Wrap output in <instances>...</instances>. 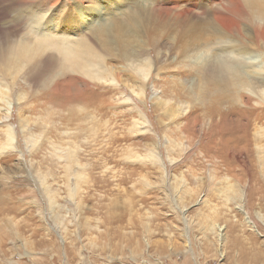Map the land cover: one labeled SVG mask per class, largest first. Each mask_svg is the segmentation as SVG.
<instances>
[{"label":"rangeland","instance_id":"obj_1","mask_svg":"<svg viewBox=\"0 0 264 264\" xmlns=\"http://www.w3.org/2000/svg\"><path fill=\"white\" fill-rule=\"evenodd\" d=\"M106 4L118 14L122 9H136V4H158L171 7L173 18L178 10L186 11L193 20L213 21L217 26L231 27L237 21L238 28L250 37V51L256 56L249 61L264 66V51L253 46L255 20L242 0H57L54 12L80 9L85 19L80 27L86 31L89 19L92 24L98 20L105 24ZM215 12L221 15L217 17ZM18 27L14 24L11 30ZM163 50L159 62L154 50L146 55L153 67L141 97L136 94L140 84L136 75L122 76L115 69L123 80L117 84L119 91L78 75L88 88L101 94L95 103L102 98L108 102L100 103L102 107L96 110L90 107L95 114L86 120L66 122L64 109L58 113L56 106L42 105L41 98L33 113L23 110V117L42 122L43 108L55 109L50 118L43 119L51 129H45L36 150L29 151L21 139L15 100L9 123L20 137L23 153H10L0 163V173L11 180L8 187L0 186V193L12 207L0 210V264H264V172L253 141L256 128L264 129V117L259 118L264 115V104L256 101L254 89L241 90L245 117L241 123L249 124L248 151L222 152L221 138L215 136L209 142L210 134L203 132L215 122L204 115L200 100L194 99L200 81L188 73L192 64L184 66L178 51ZM8 85L13 94L26 87L21 77ZM164 100L179 107V118L162 117L155 102ZM190 102L200 121L194 128L195 138L183 142L184 150L178 153L177 147L167 148L166 138L177 137ZM223 105L219 110L227 109ZM138 113L145 122L143 130L135 133L132 122L139 118ZM91 124L95 132L90 130ZM61 139L75 140L78 159L89 178L72 199L67 197L60 164L50 155V145ZM149 149L156 156V165L126 156L137 153L143 157ZM31 169L47 176V185L55 192L52 202L41 187L34 189ZM225 177L238 189L234 199L227 200L218 191L224 190Z\"/></svg>","mask_w":264,"mask_h":264},{"label":"bare ground","instance_id":"obj_2","mask_svg":"<svg viewBox=\"0 0 264 264\" xmlns=\"http://www.w3.org/2000/svg\"><path fill=\"white\" fill-rule=\"evenodd\" d=\"M242 1L251 10L255 20L253 21V46L264 51V0ZM1 3L0 163L6 162L3 159L7 157L4 156L13 152H22L20 137L15 127L9 123L15 100L19 103L18 127L23 129L21 139L29 151L36 150L40 145L39 140L43 141L40 137L45 135V129L46 131L51 129V127L46 128L47 124L45 125L43 119L46 120L55 109L46 105L43 108L44 114L40 117L42 122L23 117V110L33 113L38 106L35 105L36 101L41 98L39 101L42 105H54L58 108L56 110L58 113L61 108L64 109L67 114L66 122L70 119L86 120L89 114H95L88 110L90 107L96 110L102 107L100 103L105 105L108 102L107 99L102 98L99 104L95 103L101 94H96L88 88L87 82H82L78 75L93 83L110 84L112 88L119 91L120 87L117 84H122L123 80L115 69H118L122 76H127L128 73L136 75L140 80L139 86L136 87V94L141 97L143 85L149 79L153 67L152 61L146 55L149 50H154L157 54L154 59L159 62L160 54L165 51L163 50L165 47L178 51L181 55L179 61L184 62V66L191 63L192 66L189 65V67L192 71L189 70L188 73L196 75L200 81L194 99L200 100L203 104L201 110L205 111L204 115H208L212 122H215L212 127L209 126L208 130L203 131L205 134H210L209 142L214 140L215 136H219L222 140L219 149H222V152H232V155H236L241 148L248 151L249 124L241 123L245 117L242 116L241 107L243 106L240 105L243 93L240 92L243 89L249 88L252 91L254 89L256 101L264 104V66L260 62L249 61L256 56L250 51V37L243 32V29L238 28L237 21L231 27H224L221 24L217 26L213 21L193 20L186 16V11L178 10H175L173 18L170 17L171 7L158 4L147 6L136 4V9L132 11L122 9L118 14L115 9L110 11V5L106 4L104 6V13L107 14L105 24L103 25L101 20L92 24L94 21L89 19L90 21L87 20L86 24L91 23V25L86 26L87 30L83 31L80 25L85 19L81 18L80 9L79 12L70 10L63 13L60 10L64 8H60L54 12L57 0L55 2L52 0H2ZM118 8L121 9L120 6ZM68 13L69 16L65 18L64 14ZM214 14L217 17L221 15L218 12ZM216 20L221 22L219 18ZM14 24L19 27L12 31L11 27ZM118 62L125 67L116 66L115 63ZM19 77L22 78L26 87L18 88L13 94L14 92L10 91L11 85L8 84H15ZM192 102L188 103L191 109L184 116V123H179L177 137L166 138L167 148L172 150L173 147H177L178 153L184 150L183 142L190 143V139L195 135V125L200 121V115L195 113L198 110L194 111ZM155 103L162 117L179 118L181 113L179 107L169 104L167 100ZM222 105H226L227 109L219 110ZM138 114L139 118L132 122V131L135 133L143 130L142 124L145 122L142 115ZM215 116H217L216 120ZM263 117L261 113L259 118ZM90 130L95 132L93 124ZM263 140L264 129L260 126L253 133V141L258 155L257 160L264 172ZM50 146L51 157L55 158L62 169L67 197L70 199L78 197L81 185L88 183L89 178L87 179L84 164L82 165L78 159V146L75 140L61 139L58 144L52 143ZM126 154L127 157H134V160L147 159L154 165L157 163L152 149H149L143 157L137 153ZM224 162L228 166L229 163ZM30 171L34 172L31 179L34 189L37 191V187H41L47 201L52 202L55 192L53 193L47 185V176L35 169ZM9 178L10 176L5 175L4 172L0 173V186L8 187V182L11 181ZM188 189L191 191L190 188ZM218 191L220 194L223 193L227 200L236 198L238 193L237 187L234 183H228L227 177H225L224 190L218 189ZM186 192L188 190L184 189V193ZM7 205V199H4L0 193L1 212L12 210V207Z\"/></svg>","mask_w":264,"mask_h":264}]
</instances>
